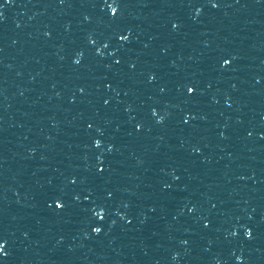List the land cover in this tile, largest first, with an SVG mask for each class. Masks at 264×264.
<instances>
[{
  "label": "water",
  "instance_id": "95a60500",
  "mask_svg": "<svg viewBox=\"0 0 264 264\" xmlns=\"http://www.w3.org/2000/svg\"><path fill=\"white\" fill-rule=\"evenodd\" d=\"M0 264H264V0H15Z\"/></svg>",
  "mask_w": 264,
  "mask_h": 264
},
{
  "label": "snow or ice",
  "instance_id": "6c2138e0",
  "mask_svg": "<svg viewBox=\"0 0 264 264\" xmlns=\"http://www.w3.org/2000/svg\"><path fill=\"white\" fill-rule=\"evenodd\" d=\"M190 91H191V89H190Z\"/></svg>",
  "mask_w": 264,
  "mask_h": 264
}]
</instances>
